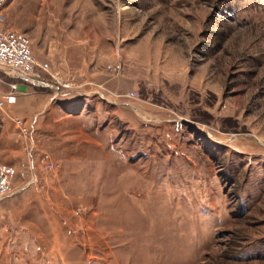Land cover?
Returning a JSON list of instances; mask_svg holds the SVG:
<instances>
[{
	"label": "rangeland",
	"instance_id": "374dc122",
	"mask_svg": "<svg viewBox=\"0 0 264 264\" xmlns=\"http://www.w3.org/2000/svg\"><path fill=\"white\" fill-rule=\"evenodd\" d=\"M1 25L48 70L0 72V264H264V0H7Z\"/></svg>",
	"mask_w": 264,
	"mask_h": 264
},
{
	"label": "built area",
	"instance_id": "2783aa9c",
	"mask_svg": "<svg viewBox=\"0 0 264 264\" xmlns=\"http://www.w3.org/2000/svg\"><path fill=\"white\" fill-rule=\"evenodd\" d=\"M7 0H0V72L11 78H20L35 84H41L40 71H47L48 65L36 61L32 54L30 41L21 32L12 29H4L1 25L2 10ZM14 100L13 96L3 95L1 99ZM3 102L0 101V107ZM21 124L20 120L16 122ZM28 132L31 127H27ZM32 132V131H31ZM30 132V133H31ZM15 170L7 165H0V199L11 192V179Z\"/></svg>",
	"mask_w": 264,
	"mask_h": 264
},
{
	"label": "crops",
	"instance_id": "0c3cea01",
	"mask_svg": "<svg viewBox=\"0 0 264 264\" xmlns=\"http://www.w3.org/2000/svg\"><path fill=\"white\" fill-rule=\"evenodd\" d=\"M92 83H95V82H92ZM49 101H50V100H49ZM49 101H48L46 104H48ZM46 104L43 105V108H46V106H47ZM43 108H42V110H43ZM31 109H33V107H31ZM35 116H37V115H35ZM35 121H36V119H35Z\"/></svg>",
	"mask_w": 264,
	"mask_h": 264
}]
</instances>
